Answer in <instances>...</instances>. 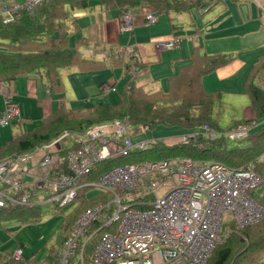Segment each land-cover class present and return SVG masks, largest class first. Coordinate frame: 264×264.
<instances>
[{"label":"built area","instance_id":"built-area-1","mask_svg":"<svg viewBox=\"0 0 264 264\" xmlns=\"http://www.w3.org/2000/svg\"><path fill=\"white\" fill-rule=\"evenodd\" d=\"M39 1L4 5L5 20L21 8L33 9ZM145 20L153 24L157 17L147 12ZM119 28L132 30L129 11L120 16ZM155 46L173 48L176 40L158 39ZM117 51L127 57L124 75L127 80L133 79L142 68L132 45L115 47L113 52ZM125 86L128 88V83ZM98 88L105 94L116 90L108 81ZM14 93L13 80H0V125L20 114ZM140 128L147 130L148 126ZM249 128L247 123L239 122L217 131L203 123L177 139L182 143L201 136L215 139L220 132L229 139H241L248 135ZM148 142L153 144L156 139L132 140L131 122L126 118L101 121L83 131L65 130L31 150L0 160V208L31 207L42 201L67 206L81 187L95 184L85 182L83 176L89 175L97 163L128 157ZM198 147L202 148L201 144ZM35 154L38 158L33 171L29 164ZM25 176L29 179L24 180ZM261 182L252 162L228 166L219 160L174 155L111 165L94 185L111 198H102L77 216L58 248L54 264H69V257L75 253L77 261L73 264H205L220 240L225 222L242 227L263 217L264 201L252 194ZM161 187L166 190L158 195ZM94 225L96 228H92ZM88 245L92 251L85 261ZM7 258L28 264L18 246Z\"/></svg>","mask_w":264,"mask_h":264},{"label":"trees","instance_id":"trees-1","mask_svg":"<svg viewBox=\"0 0 264 264\" xmlns=\"http://www.w3.org/2000/svg\"><path fill=\"white\" fill-rule=\"evenodd\" d=\"M218 1L220 0H101L105 6L117 7L119 16L131 7L144 2L153 3L158 12H167L170 10L185 11L191 5L205 11ZM88 2L89 0H40L33 9L21 8L8 20H5L4 16L0 14V80H14L18 76L45 80V89H54L61 98L64 91L60 81L62 69L77 67L81 70L104 67L103 61L92 60L90 62L82 56L79 48L86 43V40L83 37H75L70 40L71 32H67L65 25L70 11L84 9L88 6ZM198 50L199 48H196L192 55V62L183 66L176 75L170 76L166 90L158 89L148 92L142 85H136L135 81L130 79L125 82V85L128 83L129 87L126 88L124 85L119 94V100L114 104L98 103L87 108L69 109L64 108L63 104L59 105L55 110L45 115L39 125L23 132H16L5 139L0 145V160L31 150L35 146L57 137L65 130L83 131L92 124L123 116H127L134 124H147L149 127L150 124L164 123L178 125L183 130L190 131L196 124L206 123L212 129H221L215 123L217 121L215 108L218 103H221V94L215 91H205L201 87L200 77L227 62L230 57L218 53H200ZM120 61L123 59L120 58ZM262 62L263 60H260L252 67L244 85L245 93L252 107L253 117L241 120L242 123L264 118V91L253 82V77L262 66ZM120 63L124 68L127 67L126 62ZM138 64L142 66L141 62ZM28 119V117L19 115L11 122L19 125ZM236 122L234 123L236 124ZM251 133H255V135L248 136L251 142L244 147L227 148L224 137L218 136V138L211 139L201 136L178 144L166 141V145V143L162 144L157 141L151 147L141 148L135 152L141 154L143 150H147L157 158H162L158 156H161L166 149L173 148L174 152L190 155L195 159H207L211 155L222 156L219 153H223L226 155L223 158L227 163L234 162L235 158L245 159L244 166L249 162L254 163L256 171L261 175V184H263L264 166L262 161H258V158L264 152V144L258 141H260L259 137L264 139V121ZM199 144L202 145V150L198 149ZM156 147L160 148L156 149ZM225 162L223 163L232 166ZM112 163L113 160L97 163L92 170L95 172L94 178L97 179ZM252 194L259 201H264V189L257 187ZM81 198L83 199V197ZM91 199L93 200L89 204L75 211L73 216L67 219L58 248L68 235L77 216L85 208L101 201V199ZM71 204L64 207L56 205V207L65 209ZM22 208L26 207L0 208V219L18 218L24 211ZM227 222L229 226L226 228L227 234L223 239L224 243L215 246L205 264H229L233 255L236 257L231 264H244L245 257L251 251L252 246L264 241V215L254 224L242 227H236L231 221ZM92 228H96V226L94 225ZM223 230L225 228H222ZM17 246L22 247V244L17 243L14 247H7L0 251V264H22L7 258L12 249ZM88 246L91 248V245ZM57 251L51 252L46 258L45 264L56 262ZM85 255V261H87L90 252L87 251ZM31 258L30 255L27 259L29 264L37 263ZM254 262L257 263V261Z\"/></svg>","mask_w":264,"mask_h":264},{"label":"crops","instance_id":"crops-1","mask_svg":"<svg viewBox=\"0 0 264 264\" xmlns=\"http://www.w3.org/2000/svg\"><path fill=\"white\" fill-rule=\"evenodd\" d=\"M22 2H24V0H0V14L4 17L6 16V13L2 11L4 5ZM192 8H195L196 11L192 10ZM128 11L131 13L133 21V28L130 31H123L119 28L120 16L117 7L105 6L101 0H89L86 8L74 9L70 11V15L67 19H71L73 29L68 27L65 23L67 32H71L70 40L75 37H83V39L86 40V43L79 48L80 53L85 59L90 60V62L92 60H100L103 61L106 66V61L104 60L105 58H97V56L102 57L105 54L109 59L108 63L110 65L119 66V77L125 78L120 92H117L118 90L115 85L117 81H115L114 77L111 76L109 78V82L112 83L116 89L112 92L118 93V98L110 103H98L114 104L119 100V94L123 90L127 77L123 73V64L120 63L124 62V53L119 51L113 52V49H115V47H122L126 44L132 45L134 54L139 59V62L142 63V71L137 74L138 76L134 77L133 80L136 85H142L143 88L149 78V74L152 77L157 76L156 74L159 70L157 67L161 66L162 72H170V74L173 73L167 77L166 88H158L166 90L170 76L176 75L183 66L192 62L191 57L196 48H199L198 52L200 53H218L225 54L230 57L227 62L204 73L200 77L201 87L205 91H215L221 94V103L216 105V110H221L224 94L242 91V93L246 95L244 85L248 74L252 67L260 60H263L262 66L256 71L253 77V82L264 91V0H220L205 11L191 5L185 11L170 10L167 12H158L153 3L144 2L131 7ZM147 12L165 14L167 19L164 20L161 18V22L159 24L148 26L145 20V14ZM171 12L178 14L177 16L183 12L188 15V24L192 26V29L190 31L188 29L185 30L186 35L183 36L184 38H182L181 34L178 33V31L184 30V20L182 19L174 22L172 17L169 15ZM204 16H206L205 19ZM180 17H182V15H180ZM171 37H175L176 40V46L173 48H156L155 41L151 44L152 38H156V40H158ZM144 43H147L149 48H146ZM82 48H84L83 51L81 50ZM151 54H156V59L158 61L155 64H157V66L155 67L151 65L145 74L144 69L150 62L149 60L151 58H149V55ZM120 58H122L123 61H120ZM175 58L179 59L174 60ZM67 69H76L80 72L87 73L86 77H88L90 81H94L97 88L100 83L106 81L105 79H98L100 76L97 74V71L101 68L80 70L77 67H71ZM112 73L115 75V71H112ZM68 79H71L72 81L76 79L84 80L85 76L77 74V72H72L69 74ZM256 80H258V84L256 83ZM39 81L42 80L26 78L23 76H18L13 80L14 87L16 88V91L14 89V100L18 104L20 117H28V120L31 118V115H24V112L20 109V103L22 105V102H20L19 97L21 96L35 99V103L41 110V114L39 116L40 118H43L63 103L59 94H57L59 101L52 98L50 90L46 91V89H44L46 95L44 98H42V95H38ZM60 81L64 89L65 86L61 80V73ZM73 85L78 90L79 94L83 92V85H79L75 82ZM54 99L57 102V105H54ZM247 99L248 102H239V108H237L236 104L229 99L230 101L227 105L229 110H241L243 114L242 119H234V121L229 124H235L234 122L236 121V123H239L241 120H248L253 117L249 98L247 97ZM0 102L1 111L3 108L1 94ZM83 102L84 100L81 101V104ZM98 103L70 108H87ZM260 121H262V119L253 120L252 123H255V126L259 127L262 124H259ZM261 154L259 155L258 160L262 159ZM37 158L38 156L35 154L29 164L30 167L33 168V171L35 170V167L32 165L35 164Z\"/></svg>","mask_w":264,"mask_h":264},{"label":"rangeland","instance_id":"rangeland-1","mask_svg":"<svg viewBox=\"0 0 264 264\" xmlns=\"http://www.w3.org/2000/svg\"><path fill=\"white\" fill-rule=\"evenodd\" d=\"M192 10L196 11L195 8H192ZM155 15L156 17H158V21L154 24H148V26L159 24L161 22V18H163L164 20L167 19L165 14H158L156 12ZM169 15L172 17L174 22L178 20H182V19L184 20L183 21L184 30L178 31V33L181 34L182 38H184L183 36L186 35L185 30L188 29L190 31L192 29V26L188 24L189 18H188L187 13H184V12L181 13L180 15H182V17H180V15L177 16L178 14L174 12L169 13ZM205 18L206 16H204V19ZM65 23L68 27L73 29L71 19H67ZM153 41H156V38L151 39V44ZM144 46L146 48H149L147 43H144ZM83 49L84 48H82L81 50L83 51ZM97 58L98 59L105 58L104 60L106 61V66L102 67L100 70L97 71L98 72L97 74L100 76L98 79H105L106 81L109 82L110 81L109 78L113 76L115 81H117L115 84L118 90L117 92H120L125 78L119 77L120 75L119 66L110 65L108 63L109 59L107 55L105 54L102 57L97 56ZM149 58L151 59L149 60L150 62L144 69L145 74H146V71L149 70V67L151 65L155 67L157 66V64H155L158 61L156 59V54L149 55ZM178 59L179 58H175L174 60H178ZM126 61H127V57L124 55V62ZM157 68L159 69L156 74L157 76L152 77L149 74V78L147 82L144 84V88L147 91H151V90L158 89V88L165 89L167 77L173 74V73L170 74V72H167V73L162 72L161 66H158ZM112 71H115V75L112 73ZM72 72H77V74H81L85 76V79L84 80L76 79L73 81L71 79H68L69 74ZM86 76H87V73L80 72L76 69H64L61 71V80L65 86L64 91L62 93V97H61L63 100L62 104L64 108L69 109L70 107H76L80 105L85 106V105H90V104H94L98 102L110 103L118 98V93L116 92L111 91L106 94L101 93L98 90L96 83L94 81H90V79ZM44 81L45 80L38 82V85H39L38 95H42V98L46 96L45 90H44L46 82ZM74 82L79 85L80 84L83 85L82 86L83 92L81 94H79L78 90L73 85ZM256 83L257 84L259 83L258 80H256ZM14 89L16 91L15 87ZM57 94L58 93L55 92L54 89L50 90L51 97L59 101ZM23 97L24 96L19 97L20 102H22V105L19 102L20 109L24 112V115H31V118L30 120H26L20 123L19 125L16 123H12V122H8L6 124L0 125V144L3 142L5 138L11 136L13 133L20 132V131L23 132L25 130L32 129L41 123L42 118L39 117L41 114V110L39 109L38 105L35 103V99L26 98V97L23 98ZM55 99H54V102H55L54 105H57V102L55 101ZM229 99H231L232 102L236 104L237 108H239V105H240L239 102H248L246 95L243 94L242 91L224 94L223 102L221 105L222 107L221 110H215L217 111L216 113L217 121L215 123L221 129H214V130H217V131L225 130L234 125V124L232 125L229 124L230 122L234 121V119H242L243 114L241 110H229L227 106L230 101ZM82 100H84V102L81 104ZM0 106H1V102H0ZM120 118H126L129 122H131L127 116H123ZM263 121H264V118L262 119V121L259 122V124H261ZM200 124H203V123H198L195 126H198ZM247 124L250 126V128L248 131V135L245 138L229 139L222 132H220L219 137H224L227 148L244 147L250 144L251 139L248 138V136L250 134H253L252 136H254L255 133H251V132L256 130L258 127H256L255 123H252V121L247 122ZM142 125H147V124H140V123L134 124L131 122V138L133 141H140V140H146L148 138L149 139L155 138L156 142L158 141L162 144H165L166 141H170V142L173 141L174 142L173 144H176V143L178 144L182 142L178 141L177 137L182 133L188 132L186 130H183L178 125L154 123V124H150V127L147 125L148 126L147 130H141L140 127ZM259 138H260V141L258 142L264 144V139L262 140V137H259ZM151 146H152L151 142H148L146 144V147H151ZM158 148L160 147H156V149ZM198 149L202 150V148H199V147ZM173 150H174L173 148L166 149V151L161 156H158V157L166 158V157H172L174 155L183 154V153H176L174 152L175 150L174 151ZM148 152L149 151L147 150H143L141 154L133 152L132 155L128 157L114 159L112 165L139 162L143 160H149L153 157L157 158V156H155L154 154H150L151 152L150 153ZM219 154L222 156H212L211 155L210 157H207V161L219 160V161L225 162L223 156H226V155L223 153H219ZM228 155H231V154H228ZM261 156H262V159H259L258 161H262V164L264 166V152L261 154ZM233 161L234 162L232 163H227V161L225 163L230 164L232 166H240L244 164L245 159L241 160L239 158H235V160ZM93 175H95V172H91L86 177H83L85 178V182L94 181L96 184L98 178L95 179ZM28 179H29V176L24 177V180H28ZM94 185L91 184V185H85L84 187H81L78 190V194H77V197L75 198V201L69 207L65 209L56 207V205H54L53 202L42 201L40 203L39 202L34 203L31 207L24 206L26 208H22L24 209V211L20 213V216L18 218L11 217V218L0 219V251L7 247H14L16 246L17 243H21L22 244V247H21L22 255L26 260L31 255L32 256L31 259L32 260L34 259V261H36L38 264H45L46 263L45 260L51 254V252H53L54 250L57 251L59 241L61 239V236L64 233L63 227L65 225V222H67V219L72 217L75 211H77L80 208L82 209L85 205L89 204L93 200L91 198H94L97 200H100L104 197H108L109 199L111 198L110 194L109 195L102 194L100 192V189ZM258 187L261 189H264V183L260 184ZM165 190H166V187H161L157 190V194L161 195L165 192ZM45 193L47 194V192ZM82 194L84 195L82 196ZM81 197H83V199ZM115 223L116 222H114V224ZM251 224H254V223H250L249 225ZM228 226H229L228 222L227 223L225 222L222 225V228L223 229L225 228V230L222 231L220 240L215 245L216 247L224 243L223 239L225 238L227 234L226 228ZM261 246H264V241L258 243L256 246H252V249H250L251 251L248 252L247 256L245 257L244 264H255L256 262L254 261H257L256 264H264V247H261ZM87 251L89 252L92 251V248H89V246H86L84 249V254H86ZM84 257L86 258V255ZM235 257L236 255H233V257L231 258L232 260L229 261V264L232 263ZM248 257L250 259H246ZM260 260L262 261L258 263ZM68 261H69V264L75 263L77 261L76 253L70 256ZM28 264H29V261H28Z\"/></svg>","mask_w":264,"mask_h":264}]
</instances>
